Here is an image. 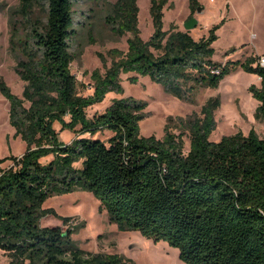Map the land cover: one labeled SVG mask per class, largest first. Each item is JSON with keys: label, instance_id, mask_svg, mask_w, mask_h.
I'll return each mask as SVG.
<instances>
[{"label": "trees", "instance_id": "obj_1", "mask_svg": "<svg viewBox=\"0 0 264 264\" xmlns=\"http://www.w3.org/2000/svg\"><path fill=\"white\" fill-rule=\"evenodd\" d=\"M79 2L20 0L11 14L10 50L26 85L21 96L3 80L0 90L10 103L15 137L27 150L0 160H13L0 173V249L9 264H129L117 254L77 247L73 235L79 227L64 228L70 217L62 218L63 226L42 225L43 218L56 215L45 202L76 190L92 192L120 230L177 248L185 264H264V138L251 129L210 141L220 98H210L200 113L169 117L164 139L141 134L147 104L133 97L88 115L110 92L123 93L124 73L133 74L132 83L149 77L195 103L199 88L218 87L238 67L261 75L252 66L256 58L214 61L220 25L198 40L174 25L164 30L167 0H151L155 32L144 41L138 0H119L107 23L132 34L128 52L104 76L96 73L93 94L83 96L72 72ZM189 5L193 12L201 7L199 0ZM38 8L44 19L36 17ZM249 90L259 101L256 119L264 120V81ZM175 121L180 134L170 131ZM57 122L75 133L71 143L60 139ZM106 131L112 134L107 140L96 137Z\"/></svg>", "mask_w": 264, "mask_h": 264}, {"label": "rangeland", "instance_id": "obj_2", "mask_svg": "<svg viewBox=\"0 0 264 264\" xmlns=\"http://www.w3.org/2000/svg\"><path fill=\"white\" fill-rule=\"evenodd\" d=\"M119 0H97L91 2L80 0L76 6L75 29L77 37L73 45L76 55L72 63V72L79 84V93L83 96L93 94L96 73L104 76L113 61H118L129 49L128 41L132 37L130 32L120 34L107 23V16L112 12ZM202 12L191 10L189 0H167L164 7V30L171 25L179 30L187 31L185 24L196 18L199 24L189 30L195 39L209 34L215 26L221 27L217 31L218 40L214 43V61L226 64L229 61H246L250 57L257 58L264 53V0H199ZM20 0H0V82L10 87L15 95L21 96L26 83L16 72V61L10 50L12 36L11 14L17 10ZM139 29L144 41H148L155 32L151 16V0H138ZM36 17L45 18L40 8L35 11ZM25 30L22 31L24 38ZM133 74L121 75L123 93L110 92L104 102L88 109L92 117L101 113L112 104L115 99L133 97L146 102L141 121L143 136L165 137V127L169 117L186 118L197 112L212 97H218L221 106L215 118L217 127L210 135V141L218 142L224 136L239 132L249 133L254 129L264 138V120L256 119L259 101L253 97L249 88L251 85L262 86L259 74L238 67L227 75L218 87L199 88L196 102L191 103L179 99L165 91L163 86L153 82L149 77L140 76L137 83H132ZM10 103L0 90V160L22 156L27 150V144L21 137H15V130L9 122ZM60 139L71 143L75 133L62 130V125L55 123ZM170 131L180 134L182 129L179 121H175ZM112 134L108 131L99 133L97 138L107 140ZM185 151L190 150L189 134L183 136ZM13 160L0 163V173L8 168ZM51 208L56 215H49L42 219L43 226L62 225V218L70 217L68 226L78 230L73 235L77 247L91 253L117 254L128 260L129 264H185L179 258L177 248L165 241H154L144 237L134 230L122 231L116 223H112L108 210L102 207L100 201L92 192L76 190L62 195L50 197L44 204ZM11 258L0 249V264H9Z\"/></svg>", "mask_w": 264, "mask_h": 264}, {"label": "built area", "instance_id": "obj_3", "mask_svg": "<svg viewBox=\"0 0 264 264\" xmlns=\"http://www.w3.org/2000/svg\"><path fill=\"white\" fill-rule=\"evenodd\" d=\"M252 66H253L254 68H256V69L259 68V70L262 72V74L259 75V80H260L261 82H263V81H264V53H263V54H260V55L256 58L255 62L252 64Z\"/></svg>", "mask_w": 264, "mask_h": 264}, {"label": "water", "instance_id": "obj_4", "mask_svg": "<svg viewBox=\"0 0 264 264\" xmlns=\"http://www.w3.org/2000/svg\"><path fill=\"white\" fill-rule=\"evenodd\" d=\"M203 8L199 7L198 8V12H202ZM199 24V21L196 18H192L190 19L186 24H185V28L187 29V31L196 28V26Z\"/></svg>", "mask_w": 264, "mask_h": 264}, {"label": "crops", "instance_id": "obj_5", "mask_svg": "<svg viewBox=\"0 0 264 264\" xmlns=\"http://www.w3.org/2000/svg\"><path fill=\"white\" fill-rule=\"evenodd\" d=\"M244 134H247V133H244Z\"/></svg>", "mask_w": 264, "mask_h": 264}]
</instances>
